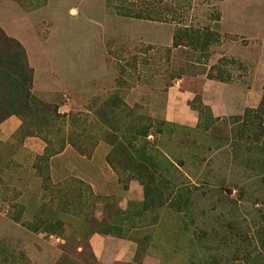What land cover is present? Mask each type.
<instances>
[{
	"label": "rangeland",
	"instance_id": "rangeland-1",
	"mask_svg": "<svg viewBox=\"0 0 264 264\" xmlns=\"http://www.w3.org/2000/svg\"><path fill=\"white\" fill-rule=\"evenodd\" d=\"M25 1L0 0V264H99L95 232L135 241L132 264H264V156L241 120L264 96V0H153L165 21L122 16L115 0ZM185 25L218 36L174 48ZM7 35L35 99L14 83L25 68ZM179 80L217 120L164 119ZM207 80L255 87L256 107L214 116ZM10 118L26 127L11 133ZM46 142L74 147L46 158Z\"/></svg>",
	"mask_w": 264,
	"mask_h": 264
},
{
	"label": "crops",
	"instance_id": "crops-1",
	"mask_svg": "<svg viewBox=\"0 0 264 264\" xmlns=\"http://www.w3.org/2000/svg\"><path fill=\"white\" fill-rule=\"evenodd\" d=\"M72 9L76 8L72 7L70 13ZM33 84L34 92L36 93V82L34 81ZM253 92L257 93L256 88L252 86L242 87L215 80H207L202 87L203 101L206 105L210 106L216 117L225 115L240 116L246 109L255 108L256 102H253ZM196 96L197 92L195 89L187 87L182 80L170 86L165 94V106L162 111L164 119L178 126L197 127L199 125L200 115L191 104ZM4 125L13 133L19 129L21 121L10 118ZM67 153L68 149L65 150L63 155ZM93 162L99 163V160L96 161L94 158ZM111 170L115 174L113 169ZM96 172V168L93 166L86 169L84 173L87 177H93L97 180L99 176ZM134 188L132 185L130 191H133ZM89 244L94 258L99 264H132L135 262L138 253L135 241L121 238L114 234L95 232L90 236ZM150 261L158 264V262L156 263L157 260L151 256H146L142 263L148 264Z\"/></svg>",
	"mask_w": 264,
	"mask_h": 264
},
{
	"label": "trees",
	"instance_id": "trees-1",
	"mask_svg": "<svg viewBox=\"0 0 264 264\" xmlns=\"http://www.w3.org/2000/svg\"><path fill=\"white\" fill-rule=\"evenodd\" d=\"M18 1L25 8H29V9H31V7L33 8V5L28 4L27 1L25 0H18ZM37 1H39L38 6H40V4L45 2V0L43 1L37 0ZM115 2L116 4L117 2H120L119 5L117 4L118 10H119L118 14L122 16L136 18V19H143V20H151V21L167 20L166 18L161 17L160 10L157 9L156 4L153 0H115ZM216 36L218 35L211 31L203 32L202 30L198 28L189 27L187 25L181 26L177 28L174 32L173 47L174 48L190 47V48H195V49L197 48L207 49L212 44V38L213 40H216L215 39ZM5 37L7 41L14 43L17 49V52H18L16 54L18 59H20L23 62L24 64L23 67L25 68V71L27 73L28 72L31 73V75H29L28 77L27 75H23L24 70L22 68L20 72V76L22 77V79L14 80V83H16L20 87V89H22L21 94L27 96L29 99H35V96L32 92L33 80H34V69L30 65L26 49L22 45V43H20L17 39L9 37L8 35ZM56 110H58V107H56ZM199 115H200V121H199L198 126H201L204 123L203 118L207 122H211V121L213 122L216 119V118H213V115L211 114V110L209 108H207V116L205 115L204 117L203 112L199 113ZM241 120H242V123L245 125V128L251 130L250 132L252 133L250 137L254 138L253 141L254 142L256 141V145L259 147L261 154H263L264 156V140L263 142H260L262 137H264V96L261 100V103L258 109L247 110L243 118H241ZM24 125L26 127V123L24 122V120H22V125L20 129H22ZM144 136H148L147 129H146V132L144 133ZM50 144L51 142H49V144L47 143V147H46L45 154H44L46 158H52L53 156L59 155L60 153L64 151V149L68 145L74 147L72 143L67 142L63 144L57 151L50 152V150L48 149L49 147L48 145ZM79 152L80 153L83 152V154L85 153L84 151L82 152L79 151ZM261 166H262L261 170L264 172V158L261 161ZM263 180H264V175H263ZM101 233L110 234L108 232H101ZM260 245L264 253V240L261 241ZM263 256L264 255H262V257Z\"/></svg>",
	"mask_w": 264,
	"mask_h": 264
},
{
	"label": "bare ground",
	"instance_id": "bare-ground-1",
	"mask_svg": "<svg viewBox=\"0 0 264 264\" xmlns=\"http://www.w3.org/2000/svg\"><path fill=\"white\" fill-rule=\"evenodd\" d=\"M71 13H72V14H77V10H76V9H72V10H71Z\"/></svg>",
	"mask_w": 264,
	"mask_h": 264
}]
</instances>
